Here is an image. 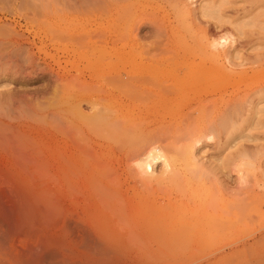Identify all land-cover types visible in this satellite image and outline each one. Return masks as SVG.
Listing matches in <instances>:
<instances>
[{"label":"rangeland","instance_id":"rangeland-1","mask_svg":"<svg viewBox=\"0 0 264 264\" xmlns=\"http://www.w3.org/2000/svg\"><path fill=\"white\" fill-rule=\"evenodd\" d=\"M153 22L155 23L153 24ZM206 38L207 40H211L212 38L223 39L225 44L224 50L229 55L233 54L228 56L231 59L230 61H240V63H242L241 66H228L229 68L227 67L226 70L223 71L212 68L210 71L206 72L208 74L204 73V75H202V73V77H199L200 73L205 70L204 65L212 61V57L205 53L202 48L203 43L207 41ZM218 48L220 49V47ZM232 56H235V58ZM224 57V55H220V58L227 63ZM161 61L162 63H160ZM171 62H177V64L172 65ZM178 63H181V65H178ZM178 66H180L179 68L181 70H179L181 72L178 70ZM181 67L185 68L186 73L182 71L183 69ZM194 70L197 71L194 72ZM124 75L127 79H129V77H138V75L156 77L157 79H155L158 82H156V84L158 85L162 84L159 83V80H161L164 81L163 83H166V85H168L167 82H169V84H175L180 88H173L176 92L172 90L173 92L171 91L170 94H167L169 93L167 91V93L165 92L169 97V103L171 100L174 101H172L173 103L168 107H166V104H169L167 100L165 104H163V100L160 101L162 104H160V107L164 105L161 109L159 108L158 101L161 100L159 95L161 89L164 87L157 88V85L152 86L153 83H148L144 85L145 87L141 86L140 88V86L136 87L133 84V81H131L133 79H129L128 81L132 83L131 85H134L131 89L134 87L137 88L134 89V91H138H136L137 94L135 93L137 96L136 99L148 96L144 93L141 97L140 93L143 92L144 89L148 91L149 95L155 94L153 97L150 96L152 99L148 98L145 102L139 101L141 103L139 104L135 97L132 101V99L130 100L125 94L126 97L123 95L125 92L121 93L123 89H126L125 91L127 92L129 86L126 85V83H120V85H126L120 93H118V86L114 84L117 89L111 86L114 83L111 82V80L114 79V81H117L119 84L121 80H116L118 78L115 79V77L121 76L120 79H126ZM131 75L134 77H131ZM169 76L174 77V83L170 82V79H168ZM176 77L179 78V80L182 79L184 83L194 82L191 83L193 86L189 85L188 87L185 84H183L185 85L183 86L181 81H178ZM194 77L198 78V80L201 78L200 80L203 79V81L195 83L197 81ZM165 80L169 81L165 82ZM96 82L98 83L96 84ZM147 87L148 89H146ZM262 87H264V0H0V131L4 132V134H1L3 132L0 133L1 137L10 135V133L19 132L17 135L20 137L21 143H23L21 139L26 141L31 139L29 142L30 144L35 141L37 143L34 142V144H36L35 147H37L36 151L44 154L43 157L39 154L41 158L45 157L49 160L51 157L52 159L54 158V154L51 156L48 154V151L49 153H53V146L55 144L53 141H55V137L58 139L62 137V140L65 141L66 136H63L58 131L56 132V130L62 129L57 125L59 123V125L65 126L64 132L70 137V141H67L68 147L66 148L68 149L66 150L69 151L71 148L74 150L76 141L74 140V135L66 131L69 121H67V119H71L73 114V117H75H72L73 120L71 121H75L77 124L81 122L82 124V119L85 118V114L81 116L83 114H81V112L79 113V111L82 110V112L84 111L87 115L94 114L95 111L93 110L96 109H93L94 107L91 108L92 106H90L88 99L81 97L78 92H80V90L94 91L97 89V91L103 90L111 93L110 95L108 94L111 97L107 95L109 100H104L106 103L103 100L104 103L100 101L99 104L104 105L99 106H105L107 109L106 112H110L108 116L112 115L110 118L106 117L103 119L102 116H104L103 111L105 109L101 112L98 111L99 109L101 110V108H99L96 110L98 111L96 114H99L98 116L96 115V117L101 116L103 121L111 119L115 122L117 120L114 116L116 113L108 111L107 108V106L112 104L110 102H114V105L112 104L111 106L116 105L115 108H113L118 109V113L120 111V116H123H121L119 120L120 125L122 124L121 128L124 127V124L126 127H129V124H131L129 120H137V124H139L138 126L140 128L132 131L134 132L133 134H139L137 132L140 129L146 134L142 133L144 135H139L150 138L146 140L144 137L134 136L135 138L133 137V140L135 141L132 140L134 142L133 144H128L131 140L125 139V143L127 142L128 147L129 145L133 146L131 147V151L134 150L133 148H135L136 144L144 143L145 140L147 143L149 140L151 141L152 138L149 136L152 135V130L161 126H164L161 127L163 129H156L160 132L159 134L166 133L164 134L165 136L162 134V137L165 138L161 139H166V144L168 145V141L172 140L171 142L176 145L177 148L174 146V148H172L173 151H171L168 149V145L163 143L166 145V150H169V152L167 150L168 153L165 152L166 155L172 159V162H169V167L171 166L172 171L170 170L164 174H157L162 168L161 162L157 161L153 164V170L156 173L154 172L153 176L149 175V177H147L148 174L145 175L142 172L145 175L142 176L143 174L140 173L141 171L139 167H137L136 161L138 155H136L135 152L136 148L134 152H131L130 148L126 146L127 144L123 142L122 144H125L123 148L125 149H123L122 146L120 147L121 144L117 142L119 140L117 138L121 135H115L116 138L112 137L110 134L115 133V131L112 130L114 133L109 132L110 134H108L111 140L107 141L109 138L105 136L104 138H107L104 141V139L99 138L101 137L99 133V135L96 134L97 137L91 134V136L95 137L93 139H96V141L92 143V146H95L96 151L100 155L97 154L99 158L96 157L92 159L93 163L89 161L86 162L88 165L91 164L89 168L88 165H84V167L89 170L92 169L90 168L91 166L97 164L96 166H99L101 168L100 170H102L104 169V164L107 162L110 167H113L109 171L112 175L106 174L108 169L107 171L104 169L101 171L102 173H100L99 167H96L99 173L104 174L105 172L103 176L105 178H107L106 175H110L113 178H116V175H118L117 179L121 182L118 183L119 185L117 184L118 191L112 190L115 186L106 188V186H109L107 184L108 180L104 181L105 178L103 179V177H100L99 179H102L101 183L106 185L103 186L100 183V187L103 186L104 189H106L102 190L101 187V192L108 191V189H111L108 193H110V191L118 192V195L122 197L120 200H123V204H126L122 209H124V212L126 211V216H131L130 218L133 219L126 217V219L129 220H126L127 223L129 222V225L137 221L139 223V220L144 217L143 215H146L149 219L145 217V220H149V224L147 223L148 221L144 220H142L141 223L146 222V224L157 228L152 229L149 226L151 230L157 232V238L162 236L161 238L164 241H168L170 238L174 237L172 239L174 242H172V244L170 243V246L169 244L167 245V243H165L167 246L164 247L160 245L156 246V237L149 233L152 231L148 230L149 232L146 231L145 233L147 226L144 225L142 227L139 226L138 223H135L136 226L139 227L132 226L131 229H134L129 231H132L131 233H135L134 230L140 231L136 233H149L148 235H151L150 238H152V236L154 237L153 240H155V243H152V240H148V238H144V236L140 234L139 238L142 237L143 239H141L144 240V242L146 239L148 240L147 243L151 242V244L143 243L148 245L146 249L138 250L136 248L137 246H134L135 248L132 246L136 243L129 244L127 239H123L122 241H126L124 243L128 245L125 247V250L128 248V251L124 254L133 255L130 256V258L132 257L131 260H134V263L137 258L138 262H141V260L145 262H141L140 264H264V94L259 100L255 99L253 103L250 104L251 106L249 105L251 109H248L251 111L246 113L250 114H244V117L242 116L243 119L238 115V110H235L237 109L236 106L226 109L230 106L228 102L232 98L244 94H253L256 89ZM98 88L100 89L98 90ZM191 92L192 95L189 94ZM113 93H115L116 96ZM171 93H174V95ZM208 93H210L209 95L211 96H209ZM131 94L132 93H128V95ZM200 95H207V100L201 103H191L190 106L188 105L193 97ZM131 96L134 95L132 94ZM122 98L127 99H123V106L122 103H120ZM135 100L138 103L135 102V104L138 106L134 104ZM107 103H109V105ZM119 104L121 106H119ZM152 105L158 106L157 108H153L154 106L151 107ZM149 107H151V109H149ZM152 109H154V111H152ZM163 109H165V111ZM161 110H163L165 114L162 113ZM70 111H72V114L69 113ZM190 111L192 113H190ZM99 112H101L102 115ZM187 112L188 116L189 114L191 115L190 120L186 118V121L182 123L184 120H181L184 118L182 115H187ZM228 112H231L230 114L233 118H236L234 116L237 114V119H230L231 117L229 118L230 114ZM122 113H124V115ZM226 113L228 114V118L225 117ZM81 117L82 119H79ZM137 117L140 119L139 121ZM224 117L226 119H224ZM86 119H84V121ZM88 119L85 123L91 122L90 124L92 126H90V128L93 127L92 129H96V125L100 122L102 123V119H99V121L95 116L94 118L89 116ZM127 119L128 126L126 123H121V120L125 122ZM111 120L108 121L111 122ZM225 120L229 122H224ZM235 120L236 122H234ZM96 121H98V124H96ZM163 121L165 123L168 121L171 123L168 122L169 124L161 125L164 123ZM116 122L114 124H116ZM156 124L160 126H155ZM210 124H212V126ZM54 125L60 129L55 128ZM83 125L85 127L88 126L87 124ZM132 125L134 127L133 123ZM10 126H12V128ZM119 126L115 125L112 127ZM130 127L132 126L130 125ZM135 127H137L136 124ZM188 127L189 129L185 131ZM90 128L88 127V129ZM7 131L10 133H7ZM61 131L63 132V129ZM102 131L104 130L101 129V132ZM155 131H153L154 134L157 132ZM124 132L126 131L124 130ZM132 132H130L129 136H132ZM121 133L123 134V131ZM126 134L125 137L129 138ZM159 134L157 133L158 136ZM123 136L124 134L122 137ZM114 138L117 141L113 140ZM154 138L155 137H153V139ZM137 139H139V142ZM62 140L60 144L64 149V141ZM97 141L101 144L98 148ZM108 145L109 148L112 149L111 152H109ZM140 145L142 148L144 147V144H139L137 145V149ZM44 146L46 148H44ZM116 146L122 149L119 150ZM188 146L191 147L189 148ZM169 147L171 148L170 145ZM184 147H187V151L185 152L187 157L185 159L182 158L181 152L174 151V149L176 150L179 148L180 151H182V149L185 151ZM1 148H3V150ZM99 151L105 152H102V154L99 153ZM188 151H191V155ZM124 154L127 155L125 156ZM236 154H239V156L237 155L234 158ZM105 155L108 157L105 158L106 160H104V157H106ZM6 156L5 148L0 147V165L5 164V160L7 159ZM117 156L121 157V159ZM114 157H117V159ZM52 159L49 160V163L54 161L55 158ZM169 161L171 160L169 159ZM238 162L241 163L239 164ZM233 163L236 165L238 164L239 167L242 166L240 168L243 169L242 171L244 172L242 173L246 178L244 182L240 183L243 187H240V184H238L239 181L236 178L237 173L232 169ZM101 164H103V167ZM51 166L53 168V164ZM46 168L48 171H44L40 168V171H43V175L47 172L51 173L48 166ZM112 170H114V172ZM115 170L118 172L117 174H114ZM48 173L46 174L47 178L44 177V180H49ZM99 173L97 175H99ZM38 174L34 172V175L37 176ZM36 176H34V178ZM50 177L52 178V175ZM41 178L43 179V177ZM133 178L136 182H134ZM139 178H142L141 181H139ZM40 180L38 179L39 182ZM114 181L117 182V180ZM143 181L145 184L142 183ZM137 183H139L138 185H141V183L144 185L143 187H138ZM47 184L50 185L49 187L53 191H47L48 189L44 188V185L46 186ZM47 184H39L38 186H42L35 187L36 189L44 188V191L50 192V194L52 193V198H54L55 194L51 179ZM132 184H135L137 187L134 188L135 185L131 186ZM114 185H116V183H114ZM121 187L124 188V191ZM61 190L63 192L65 191L63 189ZM134 190L136 191L134 192ZM132 192H134V194H132ZM142 192L145 194L144 196H147L148 200L144 199L153 202L154 205H152V207L157 208L154 210L155 213L153 212L155 215H152L151 211L145 210H142L144 213L142 211L139 212L142 215L136 214L138 213L137 211L134 213L135 210L141 209L135 208L134 206H140H138V204L143 200H141L143 197L141 194ZM40 193H43V191H40ZM48 194L49 193H44L43 195L38 194L40 195L38 197H41V195L46 197ZM111 194L112 193L109 195ZM115 195L116 194H114V196ZM118 195H116L115 198H119L117 197ZM114 196L111 195V197ZM138 197H141L139 202ZM101 199H103V197ZM80 200L81 199L78 201L80 202ZM105 200L108 201V199H104V201ZM111 200L112 198L110 201ZM101 201L103 200H100V202ZM107 201L104 203H110H107ZM113 201L116 204L118 200ZM133 202L136 203L134 204ZM146 203L149 204V202ZM157 203H166L165 206L167 208L170 207L169 210L172 213H167L168 211H165V206L161 204L158 205ZM212 204L214 206H212ZM121 205L122 204H119V206ZM209 205L211 206L209 207ZM107 206L108 205H104L102 202L100 206H98L99 212L108 214L107 210L109 209L111 213L112 210L110 208L114 209V207L108 206L107 208ZM119 206L118 208H120ZM222 206H224L223 208L227 207L225 211L226 214L221 213V211L223 212V210H225ZM100 207L107 208V210H101ZM147 207H145V209L150 208ZM159 207H164V209L161 210L162 212L158 211L162 213L161 215L156 213L157 210L161 209ZM143 208L144 206L142 209ZM213 210L217 212H213ZM146 212H150V214ZM129 213L136 214L135 216L137 217L142 216V218L136 220L134 218L137 217L133 218L132 214L129 215ZM166 213L167 216H163V214ZM105 214H100L101 216H99V218ZM110 215L115 218L110 216L111 218L106 219L104 224L106 221L111 222L112 218L115 219L114 221L117 220L116 218H119L116 217L117 214H115L116 216L113 214ZM155 217H159L157 221L152 219ZM226 217L227 219L225 220ZM153 220H155L154 222L156 225ZM222 220H225L223 223L228 224V228L227 226H223V224L221 226L226 227V229L216 225L219 223L221 224ZM167 222L168 224H165ZM117 223L120 224V221ZM209 223L215 225L211 227L217 226L216 228L222 229L227 233L222 235L223 231L217 232L220 230L216 231V228V233L215 231H213V233L211 232L214 228H210L211 230L207 229L210 230L207 231L206 228H209ZM104 224V227L107 225L106 228H109V232L106 229L108 234L113 232L114 235L111 234V238L112 236L115 237L117 232L114 228H119L120 225L118 224L119 226H115L114 224V228H111L113 224ZM206 224L209 225L207 226ZM127 225L125 224V226ZM161 225L163 226L161 227ZM205 226L206 228H204ZM104 227L102 230H104ZM119 229L116 230L119 231ZM125 229L126 228H123V230L120 229L119 232H121V234L118 232L120 237H125V234L129 232ZM110 230L112 231L111 233ZM124 230L128 232L126 233ZM104 233L106 232L102 233L103 237ZM175 234H178V236L176 235V237ZM108 236L110 235H106L107 240L110 239ZM130 237L131 236H126L125 238ZM198 237H200L199 241L201 240V242H198ZM117 238L119 237L117 236ZM117 238L115 239L117 240ZM184 238L190 240H185ZM107 240L104 241L107 242ZM119 240H121V238ZM142 240L140 241L142 242ZM159 241L160 240H158V243ZM187 243L189 244L187 245ZM137 244L140 245L139 242ZM219 244L220 246H217ZM222 245L224 247H222ZM142 246L138 247L141 248ZM217 247L218 249L220 248V250H218ZM120 249L119 252L121 254L123 248ZM125 250L123 249V251ZM115 251L116 254H119V252H117L118 248ZM131 251L133 252L132 254L129 253ZM95 253H97L98 256L95 255ZM111 254L116 256L115 253ZM111 254L110 252H108V254L107 252L99 254V252L93 253L92 251L91 257L95 256L96 258L100 257V255L108 256V258L105 257L106 259L104 261L102 260L104 259L103 256H101V259L98 258L104 263L105 261L107 262V259L111 261ZM115 256H112V258ZM138 258L140 260H138ZM98 259L93 258V262H96ZM138 262L135 264H139Z\"/></svg>","mask_w":264,"mask_h":264},{"label":"bare ground","instance_id":"bare-ground-1","mask_svg":"<svg viewBox=\"0 0 264 264\" xmlns=\"http://www.w3.org/2000/svg\"><path fill=\"white\" fill-rule=\"evenodd\" d=\"M189 1V0H188ZM75 4V3H74ZM33 6H34V4H33ZM33 10H35V9H33ZM42 16V15H41ZM152 20V19H151ZM155 22H153V24H154ZM72 35V34H71ZM99 36V35H98ZM79 37V36H78ZM205 38V37H204ZM69 39H71V38H69ZM210 39V38H209ZM206 40H207V38H206ZM223 41V42H222ZM230 41V40H229ZM80 42H82V41H80ZM79 43V42H78ZM77 44V43H76ZM218 47H220V49L218 48ZM224 47H225V44H224V40L222 39V40H220L219 38H212L211 40H207V41H205V43H203V45H202V48H203V50H204V52L205 53H207L210 57H212V61L210 62V63H208L207 65H204V67H205V70L203 71V72H201L200 73V75H199V77L201 76L202 77V75H204V73H206V72H208V71H210L212 68L213 69H216V70H221V71H223V70H226V68L228 67V66H230V67H234V65H240L241 66V64L242 63H240V61L239 62H233V61H230L231 59H230V57H228V56H231V55H233V54H231V55H229L225 50H224ZM160 49V48H159ZM217 50V51H216ZM222 50H224V51H222ZM229 52V51H228ZM206 55V54H205ZM220 55H224L225 57V59H226V62L227 63H225L221 58H220ZM232 57H234L235 58V56H232ZM237 57V56H236ZM209 58V57H208ZM243 59H244V57H243ZM248 59V58H247ZM209 60H211V59H209ZM222 60V61H221ZM155 61V60H154ZM167 61V60H166ZM177 61H179V60H177ZM246 61V60H245ZM180 62V61H179ZM181 62H183V61H181ZM244 62V61H243ZM149 63V62H148ZM160 63H162V61L160 62ZM159 63V64H160ZM172 63V62H171ZM207 63V62H206ZM245 63V62H244ZM247 63V62H246ZM175 65V64H177V62H173L172 63V65ZM181 65V63H178V65ZM245 65V64H244ZM187 66V65H186ZM194 66V65H193ZM180 66H178V70L180 69L179 68ZM199 67V66H198ZM170 68V67H169ZM183 70L182 71H184V73H186L185 71V68H183V67H181ZM229 68V67H228ZM232 69V68H231ZM175 70V69H174ZM181 70V69H180ZM179 70V71H180ZM199 70V69H198ZM197 71V70H196ZM195 70H194V72H196ZM176 72V71H175ZM181 72V71H180ZM188 72V71H187ZM199 72V71H198ZM197 72V73H198ZM179 73V72H178ZM203 73V74H202ZM177 74V73H176ZM175 74V75H176ZM180 74V73H179ZM202 74V75H201ZM206 74H208V73H206ZM108 75V74H107ZM140 75H144V74H140ZM140 75H138V77L136 76L135 78H130L129 77V79H133V80H131V81H133V84L136 86V87H138V86H140V88H141V86H143V87H145L144 85H146V84H148V83H153V85L152 86H155V85H157L156 87L158 88H160V87H164V88H162L161 89V93H163V94H161L160 93V95H159V97L161 98V100H159L158 102H159V108H161L162 109V107L164 106H162V107H160V101H164L163 102V104H165V101L167 100L168 101V103H169V97H168V95L167 94H170V92L173 90L174 91V89H179L180 87H178V86H176L175 84L174 85H171V84H169V82H167V81H169V80H165V82H167L168 83V85H166V83L164 84L163 82L164 81H161V80H159V83H162V84H164L163 86H160V85H162V84H160V85H158V84H156V82H157V78L156 77H151L150 75H148V76H150V77H147L146 75L145 76H140ZM153 76V75H152ZM181 76H183V75H181ZM99 77H101V76H99ZM109 77V76H108ZM123 77V76H122ZM131 77H134L133 75H131ZM166 77V76H165ZM178 77H180V76H178ZM198 77V76H197ZM102 78V77H101ZM106 78V77H105ZM116 78H118V79H116ZM121 78V76H116L115 77V79L116 80H121V81H119V84L117 83V81H114V79L113 80H111V82H114L111 86L112 87H115L114 86V84L116 85V86H118V90H119V92L118 93H120L121 92V90L123 89V88H125V86L126 85H128L129 86V88H127L129 91H131V92H129L128 90H127V92L125 91L126 89H123V91L121 92V93H123V92H125V93H123V95L125 94L127 97H129V99L131 100L132 99V101H133V99H134V97H135V99H136V94H137V92L136 91H134V89H137V88H133V89H131V87H133L131 84V82L130 81H128L129 79H127V77L124 75V78H126V79H120ZM156 78V79H155ZM159 78H161V77H159ZM158 78V79H159ZM167 78V77H166ZM177 78V77H176ZM106 79H108V78H106ZM112 79V78H111ZM168 79H170V82L171 83H174V77H170L169 76V78ZM194 79H196V81L197 82H195V83H198V81H203V79L202 80H198V78H195L194 77ZM205 79V78H204ZM98 80V79H97ZM108 80H110V79H108ZM177 80L178 81H181V83H182V85L183 84H185V85H187L188 87H189V85H191V83H194V82H189V83H184V81H182V79L181 80H179V78H177ZM191 80V79H190ZM104 81H105V79H104ZM161 81V82H160ZM193 81V80H192ZM109 82V81H108ZM110 82V83H111ZM116 82V83H115ZM129 82V83H128ZM98 82H96V84H97ZM103 83V82H102ZM120 83H126V85H120ZM158 83V82H157ZM207 83V82H206ZM106 85V84H105ZM120 85V86H119ZM185 85H183V86H185ZM81 86H83V85H81ZM166 86V87H165ZM174 86V87H173ZM181 86V85H180ZM191 86H193V85H191ZM203 86H204V84H203ZM95 87V86H94ZM178 87V88H177ZM199 87V86H198ZM116 89H117V87H115ZM120 88V89H119ZM149 88H151V87H149ZM174 88V89H173ZM199 88H201V87H199ZM207 88V87H206ZM85 89V88H84ZM100 88H98V90H99ZM146 89H148V87L146 88ZM153 89V88H152ZM156 89V88H155ZM90 90H92V89H90ZM96 90V91H95ZM94 91H83V90H80V92H78V94L81 96V97H85V98H87L88 99V101H89V104H90V106H92L91 108H93V109H99V108H101V110L99 109L98 111H101L102 112V110H104L103 111V114H104V116H102L103 117V119H105L106 117H108V118H110V116L112 115H110V116H108L109 115V113L110 112H106L107 111V109H106V107L104 106V107H101V106H103L102 104H99L100 103V101L102 102V103H104L105 101L104 100H109L108 98L109 97H111V96H109L111 93H108V92H105V91H103V90H101V91H97V89H95ZM110 90V89H109ZM117 90V91H118ZM139 90H141V89H139ZM143 90V89H142ZM145 90V89H144ZM144 90H143V92H141L140 93V95H141V97H142V95L144 94V93H146L145 95H148L147 97L145 96V97H143V98H138V99H136L138 102L139 101H144L145 102V100L147 99L148 100V98H150V96H154V95H149V93H148V91L147 90H145V92H144ZM160 90V89H159ZM103 91V92H102ZM107 91V90H106ZM147 91V92H146ZM169 92V93H167V92ZM172 91V92H173ZM187 91V90H186ZM190 91H192V90H190ZM113 92V91H112ZM167 94H166V93ZM174 92H176V91H174ZM188 92V91H187ZM128 93H132L134 96H131V95H128ZM136 93V94H135ZM109 94V95H108ZM115 96H116V94L115 93H113ZM139 94V93H138ZM172 95H174V93H171ZM177 94H178V92H177ZM190 95H192V92L191 93H189ZM204 94V93H203ZM210 93H208V95H209ZM263 94H264V87H262V88H258V89H256V91H254L253 92V94H244V95H240V96H237V97H234V98H232L231 100H229V104H230V106L229 107H227L226 109H229L230 107H233L234 108V106H236V108L237 109H235V110H238V112H239V116L240 117H242L244 114L245 115H248V114H250V113H246V112H250L251 110H249V109H251L250 108V104H252L253 103V101L256 99V100H259L262 96H263ZM70 95V94H69ZM107 95L109 96L108 98H107ZM123 95H121V96H123ZM124 95V96H125ZM139 95V96H140ZM119 96V95H118ZM123 96V97H124ZM125 96V97H126ZM138 96V97H139ZM179 96V95H178ZM209 96H211V95H209ZM73 97V96H72ZM114 97V96H113ZM157 97V96H156ZM155 97V98H156ZM175 97H176V95H175ZM69 98V97H68ZM145 98V99H144ZM111 99V98H110ZM112 99H114V98H112ZM123 99H125V100H127L126 98H122L121 99V102L120 103H122V106L124 105L123 104ZM139 99H141V100H139ZM150 99H152V98H150ZM177 99V98H176ZM104 102H103V101ZM115 100V99H114ZM136 100L134 101V104H135V102H136ZM205 100H207V95L206 96H196V97H193L192 98V100L189 102V106L191 105V103H201V102H203V101H205ZM111 101V100H110ZM152 101V100H151ZM157 101V100H156ZM172 101H174V100H171V102L169 103V104H166L167 106L166 107H168V106H170L171 105V103H173ZM106 103V102H105ZM110 103H114V102H110ZM127 103V102H126ZM137 103V102H136ZM151 103V102H150ZM155 103V102H154ZM69 104V103H68ZM98 104V105H97ZM108 105H109V103H107ZM111 104V105H112ZM138 104V103H137ZM137 104H135L136 106H138ZM139 104H141L140 102H139ZM96 105V106H95ZM99 105H101V106H99ZM111 105H109V106H111ZM114 105V104H113ZM129 105V104H128ZM162 105V104H161ZM233 105V106H232ZM250 105V106H249ZM109 106H107V108H108V111H112V112H115L116 113V115H114L116 118H117V120L116 121H118V122H116V124H114L115 122L114 121H112L111 119H106V120H104L103 121V119H102V117L101 116H99V117H96V115L98 116L99 114H96V112H98V111H96V110H93V111H95L94 112V114H91V115H87L86 113H84V111L82 112V110L81 111H79V113L81 112V114H83V115H81V114H79V115H81V116H84V114H85V118L84 119H88L89 118V116H91L92 118H94V116H95V118L97 119V120H99V119H102L101 121H102V123L100 122L99 124H98V121H96L97 123L96 124H98V125H96L97 127H95L96 129H92V128H90V126H92L90 123H85V121H87V119L84 121V119H82V117L81 118H79V119H82L83 120V123L81 124V122L79 123V124H77V123H75V121H71V120H73L72 119V117H73V114H72V111H70L69 113L70 114H72V116H71V119H67V121H68V128H67V132L69 131V132H71L73 135H74V140L76 141L75 142V145H74V150H73V148H69L70 150L68 151V150H66V149H68V148H66V147H68V143H67V141H70L69 140V136L64 132V130H65V126H61V124L59 125V123L57 124L58 126H60V128H62L63 129V132L61 131L62 129H60V128H58V127H55V125H54V127L55 128H58V129H60V130H56V132L58 131L60 134H62L63 136H66V137H68V138H66L65 137V141L64 140H62V137H61V139H60V141L62 140V141H64V149L62 148V145L60 144V141H59V139L58 138H56L55 137V141H53V142H55V144H54V151H53V153H49V151H48V154H50L51 156H53L52 154H54V161H51L50 163H49V160H51L52 159V157H51V159H46L45 157L44 158H41V156L43 157V155L44 154H42V153H38L36 150H37V147H35V145L37 144L35 141H33L32 142V144H30L29 142L31 141V139L30 140H28V141H26V140H24V139H21V140H23V143H21V141H20V137L17 135V134H19V132L17 133V132H15V133H10V132H8L7 131V133H10V135H5L4 137L2 136H0V147H4L5 148V150H6V160H5V164L4 165H0V264H98V263H100V264H104V263H108V264H135L136 262H138L137 261V258H136V262L134 263L131 259H132V257L130 258V256H133V255H130V254H128V255H126V254H124L126 251H128V248H126L127 250H125V247L126 246H128L126 243H124V242H126V241H122L123 239H127V242L130 244H132V243H136V244H134V245H132L133 247L134 246H137L136 248L138 249V250H140V249H146V247L148 246L147 244H151V242L150 243H147V241L148 240H152V243H155V240H157V242H156V246H158V245H160V246H167L168 244H169V246H170V243L172 244V242H174L172 239L174 238H170V237H168V238H170L168 241H164L161 237L162 236H160V237H158L157 238V232H155L154 230H151L150 228H149V226L152 228V229H154L155 227H152L151 225H148L149 224V220H145V217L147 218V219H149L146 215H143L144 217L142 218V216L140 217V216H138V217H140V218H138L137 216H135L136 214H139V215H142L141 213H139V212H141L142 210H145V211H151V214L153 215L155 212H154V210L155 209H157V208H153L152 207V205H154V203L153 202H150V201H147L148 199H147V196H144L145 194H143V192L141 193L142 194V198L141 197H138V202L140 201V198H141V202H143V203H141V202H139L140 204H138V206L139 207H136V205L134 206L135 208H141V209H137V210H135L134 211V213H136V211L138 212V213H136L135 215L134 214H132V213H129V215L130 214H132V217L134 218V217H137V218H134V219H136V220H138V219H141V220H139L140 222L138 223V221L137 222H135V223H138V225L139 226H144V225H146L147 227H146V229L147 230H145V233H146V231H152V232H149L150 234H152L153 236H155L156 238H155V240H153L154 239V237L152 236V238H150L151 237V235L149 236L148 234L149 233H147V234H141V233H136V232H140V231H137V230H134L135 231V233H131L132 231H129V230H132V229H134V228H132L131 229V227L132 226H136V224L134 225V224H131V225H129V222L127 223V221H129L128 219H126V217H129V219H132V218H130L131 216H126V211L124 212V209H122L123 207H125V205L126 204H123L124 202H123V200H120V199H122V197L120 196V195H118V183H121V182H119L118 181V179H117V177H118V175H116L117 177L116 178H113L112 176H110V175H112V174H110V169L111 168H113L112 166L110 167V165H108V163L106 162V164H104V167H103V164H101L102 165V167L104 168V169H106L105 171H107V169H108V172L106 173V174H110L109 176H107L106 175V177L107 178H109V179H107V178H105V177H103L104 176V174H105V172H104V174H100V173H102L101 171H103L104 169H102V170H100L101 168L99 167V166H96L97 164H94L95 166H91L90 168H92V169H89V170H87L85 167H84V165H88V163H86L87 161H89V162H92V159H95L96 157H98V155H100V154H98V152L96 151V149H95V146H92L93 144V142H95L96 141V139H93V138H95V137H97V135L96 134H98L99 136H101V137H99V138H102V139H104V141L106 140V138L108 137L109 139H107V141L109 140H111V137H109V135L108 134H110L109 132H113L114 133V131H115V133L114 134H110L112 137H115L116 138V136L115 135H121V136H119L117 139H119L118 141L114 138L113 140H115V141H117V142H119V144H121L120 145V147L122 146V148H123V146L125 145V144H127V142L125 143V139L126 140H131V141H129V143L128 144H133L134 142L133 141H135V140H133V137L134 136H139V137H144V136H141V135H144V134H142V133H145L144 131H141L140 129H139V131L138 130H136V131H138L137 133H139V134H141V135H139V134H137V135H135V134H133L134 132H132V131H134L135 129H138V128H140L138 125L139 124H137V120H135L136 121V123H135V121L134 120H129V121H131V124H129V127H126L125 126V124H124V127L123 128H121V125H120V118H121V116H120V111H119V113H118V109H114L115 108V106H111V107H109ZM119 106H121L120 104H119ZM118 106V107H119ZM126 106V105H125ZM141 106V105H140ZM150 106V105H149ZM154 106V107H153ZM157 106L158 105H152L151 107H153V108H157ZM205 106V105H204ZM114 107V108H113ZM147 107H148V105H147ZM151 107H149V109H151ZM111 108V109H110ZM121 108V107H120ZM137 108V107H136ZM144 108V107H143ZM249 108V109H248ZM76 109H77V106H76ZM79 109V108H78ZM128 109H129V107H128ZM168 109V108H167ZM188 109V108H187ZM192 109V108H191ZM121 110V109H120ZM131 110H132V108H131ZM138 110V109H137ZM140 110V109H139ZM164 111H165V109H163ZM163 110H161L162 111V113H164L163 112ZM93 111H91V112H93ZM133 111H135V110H133ZM152 111H154V109H152ZM160 111V110H159ZM189 111V110H188ZM229 111V110H228ZM101 112H99L100 114H101ZM104 112H106V113H104ZM123 112V111H122ZM130 112V111H129ZM136 112H138V111H136ZM139 112H141V111H139ZM158 112V111H157ZM167 112V111H166ZM227 112V111H226ZM234 112V111H233ZM75 113H77V112H75ZM159 113V112H158ZM190 113H192L191 111H190ZM229 114L231 113V112H228ZM105 114H107V115H105ZM123 115H124V113H122ZM138 114H141V113H138ZM144 114V113H143ZM147 114H149V113H147ZM161 114V113H160ZM165 114V113H164ZM62 115V114H61ZM102 115V114H101ZM153 115V114H152ZM228 114L226 113L225 114V117L226 118H228V116H227ZM237 115V114H236ZM234 116V117H236V118H233L232 116H231V114L229 115V118L230 119H232L233 118V120L234 119H237V116ZM63 116V115H62ZM162 116V115H161ZM186 116V117H185ZM224 116V115H223ZM75 117V116H74ZM73 117V118H74ZM80 117V116H79ZM123 117V116H122ZM125 117V116H124ZM140 117H142V116H140ZM182 117H184V118H182ZM182 119L181 120H183V122L182 123H184L185 121H186V118L188 119L189 118V120H190V117H191V115L189 114V116H188V112H187V115L185 114V115H182ZM213 117V116H212ZM224 117V119H226ZM244 117V116H243ZM243 117H242V119H243ZM67 118V117H66ZM113 118V117H112ZM127 118V117H126ZM138 118V117H137ZM144 118V117H143ZM154 118V117H153ZM160 118V117H159ZM208 118V117H207ZM223 118V117H222ZM221 118V119H222ZM239 118V117H238ZM114 119V118H113ZM124 119V118H123ZM147 119H149V118H147ZM164 119V118H163ZM229 119V120H230ZM75 120V119H74ZM89 120V119H88ZM94 120V119H93ZM111 120V122H109V121ZM140 119L138 118V121H139ZM160 120V119H159ZM158 120V121H159ZM57 121V120H56ZM80 121V120H79ZM100 121V120H99ZM109 122V123H107V122ZM122 121H124V120H121V123H126V125L128 124V119H127V121H125V122H122ZM152 121V120H151ZM153 121H154V119H153ZM152 121V122H153ZM222 121H223V119H222ZM239 121H241V120H239ZM77 122H78V120H77ZM105 122V123H104ZM113 122V123H112ZM160 122V121H159ZM164 122V121H163ZM169 122V121H168ZM164 122L163 124H161V125H164V124H169V123H171V122ZM188 122H190V121H188ZM211 122H212V120H211ZM221 122V121H220ZM224 122H229V121H224ZM234 122H236V120L234 121ZM107 123V124H106ZM132 123L134 124V127H133V125H132ZM142 123V122H141ZM140 123V124H141ZM149 123V122H148ZM192 123V122H191ZM83 124H87L88 126H84ZM100 124H102V125H100ZM135 124H136V126L137 127H135ZM154 124V123H153ZM236 124V123H235ZM119 126V127H112V126ZM130 125L132 126V127H130ZM211 126H212V124H210ZM14 126V125H13ZM98 126H100V127H98ZM103 126H105V127H103ZM106 126H108V127H106ZM128 126V125H127ZM155 126H160V125H158V124H156ZM166 126V125H165ZM190 126V125H189ZM192 126V125H191ZM236 126V125H235ZM11 128H12V126H10ZM88 127L90 128V129H88ZM161 127H164V126H161ZM161 127H159V128H155V127H153V128H155V130L156 129H160ZM172 127V126H171ZM179 127V126H178ZM196 127V126H195ZM222 127V126H221ZM99 128V129H98ZM106 128H108V129H106ZM146 128V127H145ZM152 128V129H153ZM101 129L102 130H106L105 132L104 131H102L101 132ZM142 129V128H141ZM161 129H163V128H161ZM160 129V130H161ZM189 129V127L187 128V129H185V131L186 130H188ZM12 130V129H11ZM15 130V129H14ZM90 130H92V131H90ZM100 130V131H99ZM112 130H114V131H112ZM124 130L127 132V134H126V132H124ZM130 131V132H132L131 134H132V136H129L130 135V132H128V131ZM155 130H152V132L153 131H155ZM219 130V129H218ZM10 131V130H9ZM93 131H95V132H93ZM118 131H120V132H118ZM123 131V134H124V136L122 137V132ZM146 131V130H145ZM151 131V130H150ZM157 131V130H156ZM155 131V132H156ZM210 131V130H209ZM1 132H3V131H0V133ZM93 132V133H92ZM151 132V134L152 135H156V136H152L151 134V136H149V137H151L152 139H153V137H155L153 140L151 139V141L149 140L148 141V143L146 142V140L147 139H150V138H145L146 140L144 141V143H138L139 142V139H137V143L138 144H136V146H135V148H136V150H135V148H133L134 150H135V152H136V155H138V158H137V161H136V159H135V161H136V163H137V167H139V169H140V173L141 174H145V175H147L148 174V176L147 177H149V175H151V176H153V174H154V170H153V164L155 163V162H157V161H160L161 162V165H162V170L160 169V171L157 173V174H164L165 172L167 173V171H172V169H171V166L169 167V162H172V159L169 157V156H167L166 155V153H168L169 152V150L168 149H170L171 151H173L172 150V148H174V146L176 147V145H174V143L173 142H171L172 140H169L168 141V143H169V145L171 146V148L169 147V145L168 144H166V139H161V138H165V137H162V134L164 135V134H166L165 132L164 133H161V134H159L160 132H156V134H154V132L152 133ZM205 132V131H204ZM203 132V133H204ZM105 133V134H104ZM116 133H119V134H116ZM150 133V132H149ZM148 133V134H149ZM157 133L159 134V136L157 135ZM189 133V132H188ZM195 133V132H194ZM193 133V134H194ZM1 134H4V132L3 133H1ZM54 134H58V133H54ZM60 134H58V135H60ZM91 134H94L95 135V137H93V136H91ZM102 134H103V137H102ZM125 134H126V136H129V138L127 139L126 137H125ZM146 134V133H145ZM184 134H186V133H184ZM205 134V133H204ZM187 135V134H186ZM196 135V134H195ZM23 136V135H22ZM105 136H107L106 138H104ZM146 136V135H145ZM165 136V135H164ZM207 136V135H206ZM60 137V136H59ZM72 137V136H71ZM131 137V138H130ZM186 137H188V136H186ZM209 137V136H208ZM207 137V138H208ZM23 138V137H22ZM33 138V137H32ZM135 138V137H134ZM34 139V138H33ZM188 139V138H187ZM91 140V141H90ZM133 140V141H132ZM24 141H25V143H24ZM163 141H165V142H163ZM173 141H175V140H173ZM191 141V140H190ZM34 142L36 143V144H34ZM98 142V141H97ZM96 142V143H97ZM112 142V141H111ZM122 142L123 143H125V144H122ZM143 142V141H142ZM145 142H146V144H145ZM115 143V142H114ZM163 143H165L166 145H168V152H167V150H166V145L165 144H163ZM23 144H25V145H23ZM105 144V143H104ZM109 144V143H108ZM116 144V143H115ZM128 144L126 145L127 147H128ZM139 144H144V147L142 148V146L140 147V146H138V149H137V145H139ZM47 145V144H46ZM45 145V146H46ZM99 145H101V144H99V142H98V146H97V148L99 147ZM239 145V144H238ZM44 146V148H46ZM70 146H72V145H70ZM106 146V145H105ZM110 146H111V144H110ZM192 146V145H191ZM191 146H188L189 148L191 147ZM102 147V146H101ZM104 147V146H103ZM125 147V146H124ZM131 147H133V146H131V145H129V147L128 148H130V151H131ZM108 148H109V145H108ZM114 148V147H113ZM116 148H118L119 149V147L118 146H116ZM122 148H120V149H122ZM177 148V147H176ZM185 148V151H183V149H182V151H180V148L179 149H174V151H176V152H181V154H182V158H186L187 156H186V154H185V152L187 151V147H184ZM2 150H3V148H1ZM119 149V150H120ZM123 149H125V148H123ZM193 149V148H192ZM239 149V148H238ZM53 150V149H52ZM99 150V149H98ZM108 150V149H107ZM109 152H111L112 151V149H110L109 148ZM129 150V149H128ZM134 150L133 151H131V152H134ZM188 150H190V149H188ZM125 151H127V150H125ZM170 151V152H171ZM104 153L105 151H99V153ZM107 152V151H106ZM118 152V151H117ZM122 152H123V150H122ZM129 152V151H128ZM128 152H125V153H128ZM130 152V153H131ZM166 152V153H165ZM183 152H184V154H183ZM188 152H190V155H191V151H188ZM102 153V154H103ZM39 154H41V156L39 155ZM46 154V153H45ZM98 154V155H97ZM110 154V153H109ZM122 154V153H121ZM232 154V153H231ZM40 157H39V156ZM111 155V154H110ZM113 155V154H112ZM125 156L127 155V154H124ZM188 155V154H187ZM239 156V154H236V155H234V158H235V156ZM243 155V154H242ZM95 156V157H94ZM106 156V155H105ZM109 156V155H108ZM115 156V155H114ZM123 156V155H122ZM124 156V157H125ZM184 156V157H183ZM102 157H104V156H102ZM118 158H120L121 159V157H119V156H117ZM117 157H114V158H116L117 159ZM181 157V156H180ZM47 158H49V157H47ZM91 160H90V159ZM99 158V157H98ZM105 158H108L107 156L106 157H104V160H106ZM127 158V157H126ZM52 159V160H53ZM89 159V160H88ZM111 159V158H110ZM169 159L171 160V161H169ZM183 159V160H184ZM98 160V159H97ZM101 160V159H100ZM126 160V159H125ZM53 162V163H52ZM103 162V161H102ZM105 162V161H104ZM53 164V168H52V164ZM93 163V162H92ZM239 164L241 163V162H238ZM91 165V164H90ZM90 165H88V168H89V166ZM108 166V167H106V166ZM123 165H124V163H123ZM136 165V164H135ZM243 165V164H242ZM48 166V168H49V171L52 173H48V176H49V180H44L45 178H47L46 177V174L45 175H43V171L42 170H44V171H48V169L46 168ZM174 166H176V165H174ZM93 167H94V169H93ZM96 167H99V170H100V173H99V171H98V168H96ZM240 167H242V166H240ZM239 166H238V164L236 165L235 163H233L232 164V169H234L235 171H236V173H237V179H238V181H239V183L238 184H240V183H242V182H244L245 181V175L243 176V173L242 172H244V171H242L243 169H241ZM40 168L42 169L41 171H40ZM125 168V167H124ZM170 168V169H169ZM175 168V167H174ZM199 168V167H198ZM38 169V170H37ZM96 169V170H95ZM177 169V168H176ZM40 171V172H37V171ZM122 170V169H121ZM124 170V169H123ZM225 170V169H224ZM113 172H114V170H112ZM221 171V170H220ZM34 172H36L38 175L36 176V175H34ZM143 172V173H142ZM99 173V175H97ZM118 172H116V170H115V173L114 174H117ZM130 173V172H129ZM156 173V172H155ZM226 173V172H225ZM40 174H42V175H40ZM113 174V175H114ZM142 175V176H145V175ZM52 175V178L50 177ZM129 175H131V174H129ZM140 175V174H139ZM213 175V174H212ZM34 176H36L35 178H34ZM99 176V177H98ZM39 177V178H38ZM41 177H43V179L41 178ZM45 177V178H44ZM102 178L103 177V179H104V181L106 180H108L107 181V184L109 185V186H106L104 183H101V180L102 179H99V178ZM114 177H115V175H114ZM181 177V176H180ZM40 180V179H42V180H40V182L38 181V179ZM144 178V177H143ZM146 178V177H145ZM50 179H51V181H52V186H53V189H54V198H56V199H54V198H52L53 196L50 194V192H47V191H50L51 189H50V185H48L47 183H49L50 182ZM141 179L142 178H139V181H141ZM148 179V178H147ZM154 179V178H153ZM114 180H117V182H115ZM133 180H134V178H133ZM144 180V179H143ZM151 180V179H150ZM161 180V179H160ZM47 182V183H46ZM103 182V181H102ZM110 182V183H109ZM134 182H136L135 180H134ZM138 182V181H137ZM146 182V181H145ZM176 182V181H175ZM47 184L46 186L44 185V188H47L46 190L47 191H44L45 189L44 188H42V189H36V187L35 186H37V187H41L43 184ZM103 185V186H106V188H108V187H110V186H115V187H113L112 188V190H117V191H113V192H111L110 191V193H112L111 195L112 196H114V194H116V195H118L117 197H119V198H115V196L114 197H111V195H109L110 193H108L109 192V190H111V189H108V191H102L101 192V187H102V190H106V189H104V187L103 186H101L100 187V185L101 184ZM112 183H113V185H112ZM114 183H116V185H114ZM133 183V182H132ZM142 183H144V181L142 182ZM142 183H141V185H138L139 183H137V186L138 187H143V185L145 184H143L142 185ZM39 184H42L41 186H38ZM118 184V185H117ZM121 185V184H120ZM135 184H132L131 186H134ZM136 185L134 186V188H136L137 187ZM240 187L242 186V184H240L239 185ZM147 187H149V186H147ZM146 187V188H147ZM243 187V186H242ZM247 187V186H246ZM122 188V187H121ZM176 188V187H175ZM61 189H63V190H65L64 192L61 190ZM162 189V188H161ZM176 189H178V188H176ZM39 190V191H38ZM88 190V191H87ZM122 190L124 191V188H122ZM131 190H133V189H131ZM232 190V189H231ZM40 191L42 192L43 191V193H40ZM51 191H53V190H51ZM62 191V192H61ZM136 190H134V192H135ZM37 192H39V193H37ZM104 192H106V193H104ZM121 192V191H120ZM120 192H119V194H120ZM129 192V191H128ZM134 192H132V194H134ZM163 192V191H162ZM234 192V191H233ZM47 194V193H49L48 195H46V197L45 196H42L43 194ZM123 193H126V192H123ZM130 193V192H129ZM136 193H138V192H136ZM235 193V192H234ZM242 193H243V191H242ZM242 193L240 192V194L242 195ZM38 194H42L41 195V197H38V196H40V195H38ZM105 195V196H102V195ZM131 194V195H132ZM57 195V196H56ZM110 196L111 198H112V200L111 201H113V200H118V201H116V204L117 203H119V204H122L121 206H119V204H115L114 203V201L113 202H111L110 201V197H107V196ZM240 195V196H241ZM47 196H50V197H47ZM238 196V195H237ZM43 197V198H42ZM103 197V199H101ZM133 197H134V195H133ZM45 198H49V199H45ZM147 199V200H145V199ZM79 199H81L80 200V202L78 201ZM104 199H108V201L107 200H105L104 201ZM132 199V198H131ZM137 199V198H136ZM241 199V198H240ZM100 200H103V201H101L100 202ZM145 200V201H144ZM107 201V203L108 202H110V203H108V204H105L104 202H106ZM103 202V204L104 205H108V206H112V207H114V209L113 208H110L112 211H111V213L109 212V209L107 210V208H108V206H107V208H102V207H104V206H102V207H100L101 208V210L103 209H106L108 212V214H105V213H100L99 212V207L98 206H100V204ZM130 202V201H129ZM146 202H149V204H147ZM240 202H242V201H240ZM111 203H113V204H111ZM134 204L136 203V202H133ZM132 203V204H133ZM150 203H153V204H150ZM167 203V202H166ZM166 203H157L158 205L159 204H161V205H166ZM228 203V202H227ZM127 204H128V202H127ZM133 204V205H134ZM129 205V204H128ZM141 205H142V207L144 206V208L142 209V207H141ZM145 205H147L148 207H150V208H148L147 206H145ZM169 205H170V203H169ZM224 205V204H223ZM118 206L120 207V208H118ZM211 205H209V207H210ZM212 206H214L213 204H212ZM225 206V205H224ZM224 206H222V208L224 207ZM145 207H147L148 209H145ZM217 207V206H216ZM118 208V209H117ZM159 208H161L160 210H157L156 211V213H158V214H162V213H160V212H162L161 210L162 209H164V207L162 208V207H159ZM226 208L227 207H225V208H223V209H225V210H223V212L221 211V213H223V214H226ZM118 211H117V210ZM119 209H121V210H119ZM150 209V210H149ZM165 211H168L167 213H169V212H171L169 209H170V207L169 208H167L166 206H165ZM168 209V210H167ZM212 209H214V208H212ZM218 209H220V208H218ZM242 209H244V208H242ZM139 210V211H138ZM240 210V209H239ZM114 211V212H113ZM158 211H160V212H158ZM120 212V213H119ZM143 212V211H142ZM154 212V213H153ZM213 212H217L216 210H213ZM239 212H241V211H239ZM144 213V212H143ZM147 213V212H146ZM149 214H150V212H148ZM147 213V214H148ZM167 213L166 214H163V216L165 215V216H167ZM172 213V212H171ZM170 213V214H171ZM102 214H105L104 216L106 217H104V216H102L101 218H99V216H101ZM110 214H113V215H115V214H117V216L116 217H119V218H116L117 220L116 221H114L115 219H113V218H115L114 216H112V215H110ZM119 214V215H118ZM122 214H124V215H122ZM193 214V213H192ZM109 215V216H108ZM151 215V216H152ZM155 215V214H154ZM169 215V214H168ZM220 215H222V214H220ZM242 215V214H241ZM110 216H112L113 218H112V223L111 222H105V224L106 223H110V225L111 224H113V225H111V226H113V227H111V226H109V227H111V228H114V224H115V226H119V228L120 229H122L123 230V228H126L125 230H128V231H125L127 234H125L127 237H129V236H131L130 238H125L126 236L125 235H121V236H125V237H120L119 236V234H121V232H119L120 231V229L119 228H114L115 229V231L117 232H115L116 233V235H115V237L114 236H112V238H111V234H113V232L111 231V230H114V229H111L110 230V233L111 234H108L107 233V231L109 232V228L107 229L106 228V226L104 227L103 226V224H104V221L106 220V219H108V218H111ZM120 217H123V218H120ZM170 217V216H169ZM125 218V219H124ZM159 218V217H158ZM158 218H152V219H155L156 221H157V219ZM171 218V217H170ZM217 218V217H216ZM242 218V217H241ZM100 219V220H99ZM151 219V218H150ZM227 219V217L225 218V220ZM101 220H103V221H101ZM111 220V219H110ZM109 220V221H110ZM127 220V221H126ZM133 220V219H132ZM132 220H130V221H132ZM142 220H144V221H148L147 223L148 224H146V222H142L141 223V221ZM155 220H153V222L155 221ZM201 220V219H200ZM199 220V221H200ZM225 220H222V222H221V224L219 223V224H216L217 226L219 225L221 228H223V229H226V227H223V226H227L228 224H224L223 222L225 221ZM239 220V219H238ZM101 221V222H100ZM116 222V223H114V222ZM120 221V224L119 223H117V222H119ZM124 222V223H122V222ZM152 221V220H151ZM206 221H208V220H206ZM202 222V221H201ZM103 223V224H102ZM132 223V222H131ZM140 223H141V225H140ZM144 223V224H143ZM150 223H152V222H150ZM160 223V222H159ZM162 223V222H161ZM206 223H208V222H206ZM214 223V222H213ZM104 224V225H105ZM117 224V225H116ZM119 224V225H118ZM123 224V225H122ZM125 224L128 226H125ZM154 224H155V222H154ZM165 224H168V222L167 223H165ZM210 224V223H209ZM208 224V225H209ZM215 224V223H214ZM212 225V224H210V226H209V228L207 227L206 228V226L204 227V228H206V230L207 229H210V228H214L213 230H211V232L213 233V231H215V228L217 227H211V226H215V225ZM223 224V226H221ZM122 225V226H121ZM156 225V224H155ZM159 225V224H158ZM207 225V224H206ZM207 225V226H208ZM130 226V227H129ZM139 226H136V227H139ZM163 225H161V227H162ZM166 226V225H165ZM104 227V230H102V228ZM121 227H123V228H121ZM135 227V228H136ZM141 227V228H142ZM128 228V229H127ZM145 228V227H144ZM143 228V229H144ZM149 228V229H148ZM227 228H228V226H227ZM106 229H107V231H106ZM116 229H119V231H117ZM137 229V228H136ZM155 229H157V228H155ZM159 230V229H158ZM210 230H207V231H210ZM217 230H220V229H218V228H216V231ZM123 231V232H124ZM144 231V230H143ZM216 231H215V233H216ZM221 231H223L222 233V235H224L225 233H227V232H225L224 230H220V231H217V232H221ZM103 232H106V233H104V237L102 236L103 234ZM118 232H119V234H118ZM160 232V231H159ZM198 233V232H197ZM210 233V232H209ZM208 233V234H209ZM141 234V236H144V238H148V240H146L145 239V242H144V240H142L143 238L142 237H140L139 238V235ZM221 234V233H220ZM106 235H110V236H108L109 238V240H107V237H106ZM114 235V234H113ZM146 235H148V236H146ZM178 236V234H175V236ZM180 235V234H179ZM117 236L119 237V238H117ZM176 236V237H177ZM183 236V235H182ZM198 236V235H197ZM210 236V235H209ZM137 237V238H136ZM202 237V236H201ZM115 238H117V240L115 239ZM121 238V240H119ZM133 238H135V239H133ZM142 238V239H141ZM167 238V237H166ZM195 238V237H194ZM207 238V237H206ZM113 239V240H112ZM138 239V240H137ZM185 239V238H184ZM197 239V238H196ZM196 239H194V240H196ZM199 239H200V237H198V242H201V240L199 241ZM204 239V238H203ZM104 240H107V242L106 241H104ZM130 240V241H129ZM134 240H136V241H134ZM140 240H142V242L140 241ZM158 240H160L159 241V243H158ZM166 240V239H165ZM185 240H190V239H185ZM193 240V241H194ZM112 241V242H111ZM119 241V242H118ZM154 241V242H153ZM162 241V242H161ZM164 241V242H163ZM176 241H179V240H176ZM192 241V240H191ZM139 242V244L140 245H138L137 243ZM180 242V241H179ZM204 242V241H203ZM210 242V241H209ZM143 243H147V244H143ZM158 243V244H157ZM162 243V244H161ZM165 243H167V245L165 244ZM178 243V242H177ZM211 243V242H210ZM175 244V243H174ZM189 243H187V245H188ZM197 244V243H196ZM201 244V243H200ZM204 244H206V243H204ZM144 247H143V246ZM180 245V244H179ZM193 245V244H192ZM207 245V244H206ZM223 245H225V244H223ZM222 245V247H224ZM228 245V244H227ZM138 246H142L141 248L140 247H138ZM213 246V245H212ZM211 246V247H212ZM217 246H220V244L219 245H217ZM221 247V248H222ZM118 248V251L117 252H119V250H121L120 248H123L125 251H123V249H122V251H121V254H120V252H119V254H116V249ZM135 248V247H134ZM134 248H133V250H134ZM131 249V248H130ZM137 249H136V251H137ZM217 249H218V247H217ZM132 250V249H131ZM218 250H220V248L218 249ZM92 251H93V253L94 252H99V254L101 253H105V252H107V254H108V252H110V254L111 253H115L116 254V256L115 255H113V254H111L112 256H115V257H113L112 258V256H111V261L110 260H108L107 259V262L105 261L104 263H103V261L106 259V258H108V256H104V255H100V257H96L95 258V256H93V257H91L92 255H91V253H92ZM135 251V250H134ZM89 252H90V254H89ZM128 253V252H127ZM129 253H133L132 251L131 252H129ZM95 255H97L98 256V254L97 253H95ZM101 256H103L104 257V259H102L103 261H100L99 259H101ZM106 257V258H105ZM135 257V256H134ZM133 257V258H134ZM93 258L94 259H98L99 260V262H98V260L96 261V262H93ZM138 260H140L139 258H138ZM91 261V262H90ZM90 262V263H89ZM141 262H143L142 260H141ZM141 262H138L139 264L141 263ZM143 263H145V262H143Z\"/></svg>","mask_w":264,"mask_h":264}]
</instances>
